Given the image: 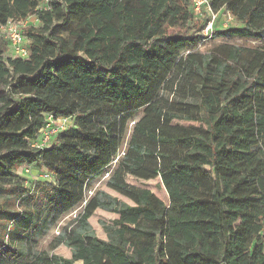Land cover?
<instances>
[{
    "label": "trees",
    "instance_id": "obj_1",
    "mask_svg": "<svg viewBox=\"0 0 264 264\" xmlns=\"http://www.w3.org/2000/svg\"><path fill=\"white\" fill-rule=\"evenodd\" d=\"M44 1L40 28L27 30L29 58L0 49V264H42L32 258L38 242L77 207L57 235L71 259L53 264H235L263 229L264 47L186 53L189 39L166 29L191 19L190 0H0V25ZM210 1L236 22L214 39H264V0ZM69 15L84 18L70 30ZM138 111L162 125L199 123V134L164 138L135 126L123 149ZM45 114L73 127L51 149L31 148ZM21 164L44 166L55 183L26 186L14 173ZM105 174L134 206L103 192L86 199ZM128 176L159 178L169 203ZM97 209L118 216L103 226L107 241L88 224Z\"/></svg>",
    "mask_w": 264,
    "mask_h": 264
},
{
    "label": "rangeland",
    "instance_id": "obj_2",
    "mask_svg": "<svg viewBox=\"0 0 264 264\" xmlns=\"http://www.w3.org/2000/svg\"><path fill=\"white\" fill-rule=\"evenodd\" d=\"M46 6H48V4L41 5V7H46ZM220 13H221L220 18L215 23V26L218 29L223 27L222 25L224 24L228 25L231 22V20L229 19L230 18L229 15L225 11H220ZM80 20H81L80 17L71 18L72 24H76ZM204 21H206L205 16L201 18L196 17L188 25L176 24L173 27L167 28L166 32L168 35H173V36L178 35L187 38H191V36L197 37V39L195 40V45L193 47V50L194 53L203 56L211 54L213 52L212 50L213 47L217 45L218 42L221 41L234 46H239L244 48H260L264 46V41L257 42L251 39H222V40L215 39L214 41L209 37L208 33L206 34L204 29L201 30L202 27L201 25H203ZM17 23L20 24V28L22 32L26 34V30L28 29V26L35 23V19L33 17H30L26 21H19ZM233 24L234 22L232 21L231 25ZM62 36L66 37V33L65 32L62 33ZM27 40L25 41V46L26 43L29 44V41ZM0 46L4 58L15 57V54L12 52L7 42L6 32L2 29L0 30ZM26 50L28 55V49ZM23 58L26 59L27 57L24 56ZM0 59H1V55H0ZM2 89L0 87V91ZM46 120L48 123H50L52 127L51 129H55L56 131H61L60 133H65V131H67L70 127L73 126V120L70 119L53 120L52 117L47 116ZM133 125L140 126L144 128L146 131L157 134L158 136L164 138H182V137H189L194 135L196 136L199 134V132L197 131V127L200 126L199 123L190 122L185 120L184 118L176 119L167 125H162L155 122L153 119L146 116L144 113L138 112L133 117L132 121L129 124V131L126 137V142L129 139V135ZM58 126L61 127L59 128L61 130L57 129ZM42 135L44 138L42 137ZM60 135L62 134L57 135V133H51L45 130L44 127L42 126V128L36 134V139L30 142V147L34 149H42V150L51 149L52 147H54L53 146L54 143L55 145L58 143V142L56 143L55 141L56 136L57 138H59ZM45 136H47L46 140H45ZM124 147L125 145H123L122 148ZM3 150L4 147H2L0 153H2ZM14 173L18 179L24 181L23 183L26 186H31V183L36 181H41L51 185L55 183V176L42 165L40 167L39 165L31 166V165L21 164L15 168ZM106 181H107L106 175L96 180H93L90 183V188L86 193V199L96 193L103 192L117 199L119 202L125 203L129 206H134L128 199L124 198L115 191L107 188ZM126 183L130 186H134L149 191L152 194L155 203H162L164 205H167L169 203L167 194L159 178L149 181H142V180H137L133 177H127ZM80 212H81V207H77L73 211H70L68 214L61 217V219L48 231L46 236L38 242V245L36 246L32 254V258L34 261H37V259L40 258L42 264H53V262L57 259H71V250L68 247H66L64 244H59L57 242L58 239L57 235L59 232L62 231V228L68 227L69 225L73 224L75 217H77ZM116 219H118V216L116 214L105 211L103 209H97L95 210L93 215L88 219V224L91 227L92 233L97 239L102 241H107L108 237L106 232L104 231L103 226H111L112 222ZM263 229H264V220H263ZM263 229L259 232L257 237L252 238L249 245L242 252H239L235 264H247L248 262L252 264H259L262 262V260H264V254L262 250H261V254L260 252H258V250H256V253L250 259L248 257V252H250L253 247H257V249H262L261 247H262V243L264 242V237H262L261 235H263ZM218 251L219 250H217V252L215 253L216 256L214 258L216 261H221L222 258L221 259L219 258ZM252 258H254V261L252 260ZM73 264H84V262L82 260H77L74 261Z\"/></svg>",
    "mask_w": 264,
    "mask_h": 264
},
{
    "label": "flooded vegetation",
    "instance_id": "obj_3",
    "mask_svg": "<svg viewBox=\"0 0 264 264\" xmlns=\"http://www.w3.org/2000/svg\"><path fill=\"white\" fill-rule=\"evenodd\" d=\"M44 4H48V6H46V7H41V5H44ZM49 7V2L48 1H44L42 4H40L35 10H34V12L33 13H31V14H28L27 15V17H25V18H11V19H9L4 25H0V30L2 29V30H4V31H6V29H8L9 27H15L16 29H17V31H18V33L21 35V39H22V45H21V48L23 49V51H24V55H22L23 57L24 56H26L27 58L26 59H24L22 56H16L15 55V57H8V58H11V59H23V60H27L28 58H29V44H30V39H29V36H28V33H27V30H29V28H31V27H33V28H36V29H38V28H40V23H39V20H38V12L39 11H42V10H46L47 8ZM184 7V6H183ZM185 8H186V6H185ZM187 10H188V13L191 15V19L187 22V23H184V24H189L194 18H196V17H199V18H201V17H206V21H204V23H203V25H201L202 27H201V30L202 29H204V31L206 32V34L208 33L209 34V37L212 39V40H214L215 41V39H214V35H215V32L216 31H222V30H226V29H228V28H231V27H234L235 25H236V22H235V19H234V17L225 9V8H219L218 10H215V9H213L212 8V5H211V1L210 0H190V3H189V5L187 6ZM220 11H225L228 15H229V19L231 20V22L233 21L234 22V24L233 25H231V22L228 24V25H226V24H224V25H222L223 27H221L220 29H218L216 26H215V23H216V21L220 18V14L222 13H220ZM30 17H33L34 19H35V23H33L32 25H30V26H28V29L26 30V34H24L23 32H22V30H21V28H20V24H18L17 22H19V21H26L28 18H30ZM72 17H80L81 18V20L84 18L83 16H77V15H69V21H70V30L71 29H74L75 28V26L77 25V24H79V22L81 21H79V22H77L76 24H72V21H71V18ZM167 28H169V27H167ZM66 33V37H64V36H62V33ZM68 35H69V29H62V30H60V36L62 37V38H64V39H67L68 38ZM168 36H173V35H168ZM25 38H26V40L27 41H29V44H27L26 43V46H25ZM185 38H187V37H185ZM187 39H189V42L188 43H190V44H192L191 46H192V48H190V50H188L186 53H191V52H193L194 53V50H193V47H194V45H195V40L197 39V37H193V36H191V38H187ZM227 39V38H226ZM230 39H237V38H230ZM219 40H222V39H219ZM251 40H254V39H251ZM255 41H257V42H263L264 41V39H262L261 41H259V40H255ZM7 42H8V44H9V46H10V49L12 50V47H11V43H10V41H9V39L7 38ZM194 43V44H193ZM220 43H225V42H223V41H221V42H218V44H220ZM217 44V45H218ZM226 44H228V43H226ZM228 45H231V44H228ZM216 46V45H215ZM214 46V47H215ZM234 46V45H233ZM24 47V48H23ZM264 47V46H263ZM26 49H28V55H27V50ZM10 55H11V53H10ZM138 112H142V111H138ZM138 112H136L135 114H134V116L138 113ZM143 113V112H142ZM47 116H50V117H52V119L53 120H59V119H70V120H73V119H71V118H55L53 115H51V114H45L44 115V124H43V127H44V129L45 130H47V131H49V132H51V133H57V135L58 134H63V133H60L61 131H56L55 129H51L52 127H51V125H50V123H48L47 122V120H46V117ZM133 116V117H134ZM133 117L129 120V122H128V126H127V134H128V131H129V124H130V122L132 121V119H133ZM65 121V120H64ZM73 127V126H72ZM72 127H70V128H72ZM135 126L133 125L132 126V129H131V132H130V135H131V133H132V130H133V128H134ZM59 128H61V127H57V129L58 130H61V129H59ZM69 128V129H70ZM68 129V130H69ZM63 130V129H62ZM67 130V131H68ZM67 131H65V132H67ZM63 132V131H62ZM127 134H126V137H127ZM130 135H129V137H130ZM42 137H43V135H42ZM44 138V137H43ZM47 139V136H45V140ZM56 143L58 142V138H57V136H56ZM54 145H55V143H54ZM123 145H125V147H126V138H125V142H124V144ZM124 147V148H125ZM123 148V149H124ZM40 150H42V149H40ZM120 155L122 156L123 155V152H121L120 153ZM118 159V157H116L115 158V160L113 161V164H115L116 163V160ZM106 176H107V178H108V176H109V174H105ZM128 177H131V176H128ZM136 179V178H135ZM134 187V186H133ZM135 188H137V187H135ZM140 189V188H139ZM125 198V197H124ZM127 199V198H126ZM130 201V200H129ZM131 202V201H130ZM132 203V202H131ZM133 204V203H132Z\"/></svg>",
    "mask_w": 264,
    "mask_h": 264
},
{
    "label": "built area",
    "instance_id": "obj_4",
    "mask_svg": "<svg viewBox=\"0 0 264 264\" xmlns=\"http://www.w3.org/2000/svg\"><path fill=\"white\" fill-rule=\"evenodd\" d=\"M6 36L9 39L10 43H11V47H12V52L16 55V56H22L24 55V51L21 48L22 45V39H21V35L18 33L17 29L15 27H9L8 29H6ZM263 235H264V230H263ZM263 235H261L262 237H264ZM262 252L264 254V242L262 243Z\"/></svg>",
    "mask_w": 264,
    "mask_h": 264
}]
</instances>
